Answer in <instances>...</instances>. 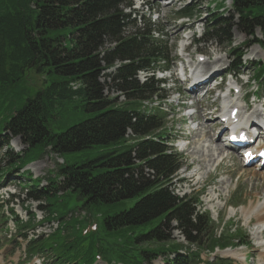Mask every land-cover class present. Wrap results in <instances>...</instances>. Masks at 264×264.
Returning <instances> with one entry per match:
<instances>
[{
  "label": "trees",
  "instance_id": "obj_1",
  "mask_svg": "<svg viewBox=\"0 0 264 264\" xmlns=\"http://www.w3.org/2000/svg\"><path fill=\"white\" fill-rule=\"evenodd\" d=\"M131 5L130 0H0V139L9 133L25 146L10 156L12 161L24 167L36 161L37 150L61 158L100 153L80 165L58 167L57 177L48 178L44 188H39L40 179L28 187L27 199L44 200L56 220L70 211L68 201L59 202L66 197L99 216L101 230L85 235L87 220L61 223L53 239L74 250L70 260L57 264H95L94 248L108 256L107 264L111 259H117L115 264H152L158 258L164 264H198L199 253L190 249L184 257L168 259L184 249L167 244L164 233L172 223L171 230L199 250L203 238L209 252L240 240L232 234L217 238L193 201H181L169 189L180 157L165 153L166 115L159 108L146 115L140 107L144 100L161 97L154 71L170 65V52L156 25L140 16L143 27H136L124 11ZM232 10L241 33L253 36L259 29L264 35V0H232ZM179 14L193 15L188 8ZM210 15L211 37L231 44L233 17ZM128 28L136 35L127 36ZM235 69L232 65L230 71ZM140 71L149 75L143 83L137 79ZM33 76L42 78V84L29 92ZM110 92L120 93L125 102ZM54 127L62 132L55 133ZM128 131L133 137H127ZM33 220L31 216L17 226L31 228ZM105 240L107 244L99 243ZM31 249L42 252L44 247ZM212 264L231 263L216 259Z\"/></svg>",
  "mask_w": 264,
  "mask_h": 264
},
{
  "label": "rangeland",
  "instance_id": "obj_2",
  "mask_svg": "<svg viewBox=\"0 0 264 264\" xmlns=\"http://www.w3.org/2000/svg\"><path fill=\"white\" fill-rule=\"evenodd\" d=\"M130 1L134 4L132 10H134V14L136 15L135 19L137 20L139 16H143L145 20L150 19L152 23L158 24L160 29H163L164 33L167 35L166 39H168V45L173 47L172 56L175 57L174 60L179 61L180 56L182 57V60H180L181 62L179 64L174 63L168 72L164 74H156V78L159 80L162 78L169 80L164 88L165 93L162 95V97H166V103L163 104V109L167 115V120L164 126L166 129L165 132L168 134L166 137L168 139L167 141L174 140L170 143V146H172L176 152L180 153L184 157V166L177 172L172 181L174 194L178 196H188L187 194L190 192V196H192V194L197 192L198 194L202 193V205L206 210H208L207 208L211 203H207L206 199L211 196L212 191H215L216 195L219 196V200L215 199L213 201V205L216 204L214 205L216 207L213 211L217 212H211L214 222L216 223L217 220L224 218L226 222L228 221L231 223L226 225V227H229V230L233 231L235 228L240 229L242 240L245 241V238L247 237L248 241L251 243V248L239 247L235 249H228L230 251L227 252L216 250L211 256L204 251L200 255V259L203 264H206L207 261H212L213 257L228 258L232 260L234 264H264V243L260 246V243H262V239L260 240V238H263L264 241V231L261 232L260 228L258 229L260 225L257 224L255 219H250L249 222H247V217H245L242 212L244 209L247 212L256 204H262L264 202V180H262L260 176L261 171L258 173V171L254 168L242 167L239 154L229 151L225 147L224 149L226 151L224 153L223 162L218 165H214L212 168L208 167L207 171L203 169L201 163V160L205 159L207 161L209 158L207 151L204 153L202 152L201 140H204L205 147L212 146L214 148L216 144H222V142H224L223 138L225 136L224 133H221L222 135L220 134L221 136L218 137V133L222 131V128L219 126V116L222 111L221 108L223 107V102L219 98L218 93L215 92V83H213L212 80L216 79L221 81L223 92L225 94H228L227 89L229 87L234 88L236 91L241 88L240 92L234 93V100H236L239 96L241 97L244 95L245 92L255 89V87L249 88L246 83L252 73L249 69V65L254 63L258 56L262 58L264 57V35L262 34V31L255 29L253 33L254 36L241 33L238 29L237 18L235 15L233 16V14H231L230 0H175L169 6L168 3H171L172 0ZM215 5H221L220 10L218 13H215V15L221 14L223 19L230 17H233L234 19L230 22L231 26H235V29H232L230 32L231 44H228L223 37H219L221 42L220 44L217 42L216 37L211 38V36L206 40V42H200L197 44L196 41L201 39L203 37V33H207L208 31V23L212 18L210 16L211 9L214 8ZM180 8H188L190 11L194 10L198 15V18H193L191 20H178L174 15V12ZM127 10V8L124 9L125 12H128ZM206 15L208 17H206ZM133 17L134 15H132V18ZM138 26L140 25L138 24ZM126 35H136V30L134 28H128L126 29ZM254 40H260L263 42V46L260 48L259 45H254V43H252ZM190 41L193 42L195 48H192L191 46L190 49L186 51V54H183L180 47L184 44L190 43ZM244 41H247V45L243 47ZM251 43L252 46L249 47V44ZM232 47H236L242 55L244 54L242 60H245L246 65L248 66L247 70L244 71V74L240 76L239 82L237 78L224 76V72L229 67L231 60H236V56H233L230 51L233 49ZM226 51L232 55L230 58L227 57L225 53ZM201 59L203 60L201 61ZM184 67H187L190 70V73L186 75L187 77L182 75V68ZM194 68L198 70L201 76H206L204 69L208 70L212 68L213 70L207 72V76H209V78L205 81L206 86L192 94L191 85L198 83L191 80ZM251 69L253 70V68ZM112 71L113 69L108 70L105 74H109ZM137 79L139 82H143L145 81V75L143 73H139L137 75ZM31 80L32 83L30 80L29 82L31 83L32 88L28 83L25 85L28 88L30 86L29 92H33L41 87L42 78L33 76ZM110 94L112 96H116V93ZM123 100L124 99H122V97L119 99V101ZM238 106L239 109H241L240 113L246 110L243 102H239ZM259 106L257 105V108L254 106L248 107L249 113L254 110L262 111ZM186 109H188V111H186ZM190 113H194L193 123H190ZM198 124L215 125L211 133V135H214V137H211L213 138L211 140V143L213 144H208L210 143L209 139L211 138L206 136L207 129H203L200 126L198 127ZM244 127L247 128V125ZM52 129L55 133L62 132L60 128L54 127ZM4 136L7 138L0 142V179L5 176L7 172L11 173L18 165L17 161H13L8 164L6 162V160L10 162V157L8 156L18 154L25 148L20 139L12 138L9 133H4L2 137ZM204 136H206V138ZM260 140L263 142L262 139ZM6 141L9 142L8 147L3 145V142ZM185 144L187 146L183 148L182 145ZM99 154L100 153L96 150L86 151L65 154L62 159L61 157L51 153L43 155L40 150H37V153L34 155V159L36 161L22 170L26 172L22 176L23 181L17 177L18 173L15 172L11 175L9 178L10 180L7 181L5 185H0V188L14 184L16 185L21 181V185L29 187L30 185L36 183L34 180L35 178H39L41 180L39 188H44L47 186L48 178L57 177L56 172L58 167L65 165L66 163L67 165H80L86 161L96 158ZM199 168H201V170L199 172L196 171ZM27 173L31 175L33 179L29 178ZM251 173H255L257 175L259 174V176L252 178ZM194 174H198V180ZM59 179V183H61L63 178L59 177ZM15 187H11L10 189L12 192H15L16 196L19 195V197H16L15 199L10 197L9 201H7V197L0 199V264L2 261L4 264H7V259L5 257H9L10 260L17 261L19 253L20 255H29V243L27 244V238L23 239L18 237L14 223L7 218L9 216L10 208H12L24 222L28 219L24 209H22L24 208V205H26L29 212L35 214L36 218L34 221V227L32 230L27 231V237L32 235L33 239L31 240L36 239V243L44 242L47 239L46 237L50 236L56 230V226H54V224H56L57 221L48 215L44 200L39 199L26 201V193L16 191ZM27 187L25 188L28 189ZM235 194L238 196L240 206L237 209H227V206H232V204L235 203V200L231 199V197ZM215 197L217 198V196ZM62 201L69 202L70 211L65 214L66 216L70 213H78V218H82V220L87 219L85 226H89L91 224L88 222V217H92L94 213L88 212L87 210L80 211L81 202H77L74 197H66L59 200V202ZM11 202L14 204H11ZM47 216L48 219H46ZM78 218L75 217L73 221H78ZM96 218L99 219V216L96 215ZM65 221H69V218H66L60 223ZM93 221H95V218H93ZM95 225H98L100 228L99 223H96ZM85 226H82L81 230H83V227ZM174 227L175 224L172 223L170 228L164 233L165 237L169 239L167 244L183 245L184 240L179 232L171 230ZM258 232H260V236L258 235ZM104 242L106 244L108 243L106 240L99 243L104 244ZM201 243V245H204L201 246V249H207L209 242L206 241L205 238H203ZM193 248L196 249V246ZM73 250L74 249L72 248H63L60 242L54 245L53 242L50 241L46 247L47 252L59 258L58 261L70 260L72 258ZM234 251H237L238 254L242 255V257L240 256V260L236 259V261L235 258L231 256V253L233 254ZM92 254L93 257L99 256L100 258V261H97L96 264H106L107 255H101L99 250L96 248L93 249ZM53 258L54 257H51L50 255L49 259ZM27 261H29V259H27ZM111 261H113L111 264L117 263V259H111ZM152 264H161V260L158 259Z\"/></svg>",
  "mask_w": 264,
  "mask_h": 264
},
{
  "label": "bare ground",
  "instance_id": "obj_3",
  "mask_svg": "<svg viewBox=\"0 0 264 264\" xmlns=\"http://www.w3.org/2000/svg\"><path fill=\"white\" fill-rule=\"evenodd\" d=\"M175 0H172V2L171 3H168V6L170 5V4H172L173 2H174ZM191 80H193V81H195V82H198L197 84H192L191 85V89H192V91H191V93L193 94L195 91H197V90H199V89H201V88H203V87H205L206 86V82H204V80H203V77L200 75V74H198L197 73V71H196V68L192 71V75H191ZM225 98H226V100L227 99H229V101H223V107L221 108L222 109V111H221V116H223V117H230V115H231V113L234 111V110H236L237 111V113H236V115H235V118H237V117H239V114H240V110L241 109H239V106H238V103H239V100L238 99H236V100H234L232 97H229L228 95L227 96H225ZM210 114V113H209ZM246 115H245V117H243L242 116V119H241V121L243 120V119H246V121H245V126L248 124V123H253V120L255 119V118H257V117H259L260 116V112H258V111H253V112H251L250 114H247V112L245 113ZM241 121H240V123H241ZM206 124H198V127L200 126L201 128H203V129H207V133H206V136H208V137H214V135H211V133H212V131H213V129H214V127H215V125H206ZM224 128H226L225 126L223 127V130L222 131H220L219 133H218V137H219V135L221 134V133H224ZM246 128V127H245ZM200 129V128H199ZM255 134V132H250V138L253 136ZM206 136H204L205 138H206ZM217 137V138H218ZM213 138H211V139H209L210 141V143H208L209 145L210 144H213V143H211V140H212ZM199 142V141H198ZM197 142V143H198ZM200 145V144H199ZM201 149L203 150L202 152L204 153L205 151H207V153H208V156H209V158H208V160L206 161L205 159H203V160H201V163H202V166H203V169H205L206 171H207V168L208 167H210V168H212L214 165H216V163H218L219 161H223V157H224V153H225V149L223 148V146L221 145V144H216V146H214V148L212 147V146H206L205 147V145H204V140H201ZM184 146H186V144L184 145ZM261 147H264V145H262V146H260V148ZM260 148H258L257 150H259ZM223 149V150H222ZM204 156H206V155H204ZM201 157H203V156H201ZM205 158V157H204ZM200 161V160H199ZM201 166V165H200ZM201 170V168H199L198 170H196V171H200ZM211 170V169H210ZM242 173V172H241ZM243 174H245V173H243ZM246 175V174H245ZM249 175V174H248ZM194 176L196 177V179H199V176H198V174H194ZM251 176H252V178H256L257 176H259V174L257 175V174H255V173H251ZM260 176H261V178H262V180H264V173H260ZM215 196H217L216 195V192L214 191V192H211V196L210 197H208L207 199H206V202L207 203H211L210 205H209V208L211 209V210H214L215 209V207L216 206H214V205H216V204H214L213 205V201L215 200V199H217ZM242 212L244 213L243 215L245 216V217H247V222H249V220L251 219L252 220V218L253 219H255V221H257V224H259L260 226L258 227V229L260 228V230H261V232L263 231V225H264V202L262 203V204H256L254 207H251V209H249L247 212H246V210L244 209V210H242ZM250 217V218H249ZM260 234V232H258V235ZM260 236V235H259ZM262 239V240H261ZM260 240L262 241V243H260V246H261V244H263L264 243V241H263V238H260ZM264 250V249H263ZM263 255H264V251H263ZM231 256L233 257V258H235V259H237V260H240V258L242 257V255H240V254H238V252L237 251H234V253L232 254L231 253ZM241 256V257H240ZM243 261V260H242Z\"/></svg>",
  "mask_w": 264,
  "mask_h": 264
}]
</instances>
